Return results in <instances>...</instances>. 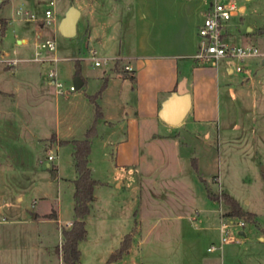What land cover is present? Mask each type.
Returning <instances> with one entry per match:
<instances>
[{"label":"rangeland","instance_id":"rangeland-1","mask_svg":"<svg viewBox=\"0 0 264 264\" xmlns=\"http://www.w3.org/2000/svg\"><path fill=\"white\" fill-rule=\"evenodd\" d=\"M3 1L0 15L9 17V23L0 31V66L7 68L2 75L16 76L9 69L14 63L8 60L27 58L19 64L38 67L43 85L31 90L32 109L11 107L8 114L10 101L2 102L0 109V170L6 171L0 173V264H64L57 248L64 241L62 229L76 217L73 146L52 143L55 134L40 141L35 133L45 136L59 126L63 135L73 129L81 135L83 126H90L93 105L85 92L100 88L102 75L114 71L120 45L128 48L135 41L139 32L135 5L145 0H95L102 23L92 37L85 14L73 36L63 35L57 26L68 4L84 8L90 0H54L55 5L51 0ZM182 1L189 0H179V6ZM219 1L237 6L227 21L230 40L254 43L262 54L244 60L200 58L193 75L207 116L204 122L193 121V114L181 125L158 120L140 139L126 143L121 141L123 127L98 120L91 166L99 182L94 206L85 218L88 233L79 244L80 264H107L127 233H132L129 250L114 264H264V0ZM146 2L162 9L174 7L173 0ZM21 5L28 13L16 12ZM48 7L57 16L51 22ZM115 15L123 27H114ZM37 26L43 29L42 39L56 42V49L44 56L60 58L59 79L67 86L73 83L79 60L87 78L83 87L58 95L48 77L50 65L28 61L40 39ZM23 36L29 39L25 44L18 42ZM94 45L102 65L90 58ZM237 64L242 71L236 70ZM228 66L235 70L228 72ZM49 152L55 159L48 158ZM135 162H140L138 168L123 165ZM209 191L231 194L252 219L228 216L226 202L211 198ZM53 210L57 218L47 216ZM223 220L229 222L230 239L209 251L221 241Z\"/></svg>","mask_w":264,"mask_h":264},{"label":"crops","instance_id":"crops-1","mask_svg":"<svg viewBox=\"0 0 264 264\" xmlns=\"http://www.w3.org/2000/svg\"><path fill=\"white\" fill-rule=\"evenodd\" d=\"M178 1L179 0H173L174 7L169 6L167 9H162L159 6L152 7L148 5L146 0L143 1L142 5L136 2L133 16L136 17V21L138 22L137 31L139 32L137 33L135 41L131 43L128 48L124 43L120 45L115 57L121 58L123 64H132L135 78L132 79L128 76H124L115 69L112 72L110 71L102 75L101 85L106 78L108 82L106 88L97 98V102L102 106L103 110V117L101 120L111 127H123L124 138L121 140L123 142L127 143L140 139L145 129H150L151 131L152 128L158 124V120H163L160 116V112L166 101L177 90L178 84L182 81L190 94L191 107L184 119L180 123L173 125L185 123L189 114H193V121L195 122H204L207 118L203 110V105L198 99L194 73L199 70L201 62L200 58L196 56L200 41L198 28L203 20V10L209 5V2H205L204 0H189L187 2L182 1L184 3L181 4L182 6H179ZM94 3L95 0H90V3L84 8L78 7L81 11L79 20L83 14H85L89 23L86 29L91 37L93 36V29H97L102 23L98 21V11ZM71 5L73 4H68L62 12L57 23L58 27ZM0 16L7 17L4 15ZM29 18L31 17H27V19ZM113 18V23L115 22L114 27L116 29L123 27L120 16L115 15ZM56 19L57 16H55L54 20ZM40 25L43 26V22L40 23ZM248 29H252V27L249 26ZM35 30L39 38L42 39L43 29L37 26ZM261 32H264V30H261ZM28 41L29 39L27 36L18 38V42L22 44ZM95 43L97 45V43L100 42L97 40ZM96 45H94L93 48L97 49ZM206 58L204 57L201 59L204 60ZM24 60H27V58H20L17 60L18 63H14L12 67H9L16 76H3L2 73H4L7 68L0 66V78L3 76V81H5L3 83L0 82V109L3 108L2 102L10 101L11 104L6 106L9 112L8 114L13 111L11 107L18 111L32 109L31 103L33 100L31 90L43 85L38 75V67H35L30 62L22 64L21 67L19 62ZM28 61H33V59ZM39 62H42L43 65L46 63L49 65L51 64L50 61ZM227 70L228 72L234 71L232 70V66H228ZM190 73L192 74L191 77L188 76ZM79 75L84 80L81 86L83 87L87 82V78L83 74ZM50 84L56 94H61L57 92L51 80ZM124 89L127 91L126 95L123 93L125 91ZM95 92H85L86 98L93 105V117L95 105L89 98V95ZM14 113L18 118L20 117L19 112L17 113L14 111ZM57 116L60 121L61 115L59 105L57 106ZM163 121L166 122L165 120ZM18 122V125L21 126L22 124H20V121ZM145 126L149 128H145ZM87 128L88 126H83L81 135L84 133L85 136ZM58 129L59 126L53 128L51 132L45 136H38V134L35 133V137L40 141L43 139L47 141L50 140L52 134H55L56 136L55 139L52 140V143L57 142L60 144V139H77L81 136L80 134H76V130L74 129V132H69L66 135H63ZM72 146L74 151L73 143ZM139 164L140 162H135L123 165L125 168L134 166V169L138 168ZM5 172V170H0L2 174ZM77 176L78 171L75 179ZM98 182L99 180L97 179V184ZM97 184L95 185V190ZM18 198H22V195ZM95 200L96 194L94 199L90 202V211L94 206Z\"/></svg>","mask_w":264,"mask_h":264},{"label":"trees","instance_id":"trees-1","mask_svg":"<svg viewBox=\"0 0 264 264\" xmlns=\"http://www.w3.org/2000/svg\"><path fill=\"white\" fill-rule=\"evenodd\" d=\"M4 1L0 0V6ZM9 23L7 17L0 16V31L3 33ZM114 69L117 72L122 73L124 76H128L132 79L135 78L133 71L123 67L121 64V58H116ZM76 74H81V62L78 60L76 62ZM107 78L104 80L100 89L93 94L89 95V98L95 105L94 117L85 132L83 138L77 139H60V144L71 142L74 144L73 155L75 158V166L78 171V176L75 179V219L72 221V224L69 227H64L62 229L64 241L61 245V248H57L58 252L62 253V258L64 264H80L81 258V249L80 241L87 237V227H86V216L90 212V202L94 199L95 196V185L97 184V179L93 176L92 167L90 165V154L92 151V139L97 133V122L100 118L103 117L102 106L97 102V98L102 93V91L107 86ZM193 165L197 166V159H193ZM56 168L53 167L52 170ZM211 198H217L224 200L229 207L227 211L228 216H241L246 217L247 219H252L253 214L245 212L237 199L229 193H212L209 191ZM47 216H55L57 218V212L51 211L47 213ZM132 240V233L125 234L120 247L111 254V257L108 262L113 261L114 259L121 257L125 252L129 250V246Z\"/></svg>","mask_w":264,"mask_h":264},{"label":"built area","instance_id":"built-area-1","mask_svg":"<svg viewBox=\"0 0 264 264\" xmlns=\"http://www.w3.org/2000/svg\"><path fill=\"white\" fill-rule=\"evenodd\" d=\"M52 5H55V1L51 0ZM23 12L28 13V10L24 9L21 5L17 9L18 14ZM46 17L49 22L55 19V15L52 7L46 9ZM237 13V6L234 2H224L219 0H212L209 5L203 10V20L198 28L199 34V49L196 54L198 58L212 57L220 59L223 57H232L238 60H244L250 56L261 55L262 51L254 43H237L233 40H230L229 31L227 28V21ZM264 38V37H263ZM56 49V42L51 38H46L38 40L35 45V51L32 54L33 60L37 61H50L51 64L48 70V77L51 82L55 85L58 93L66 92L68 90H76L77 87L73 81L69 86L65 85L58 76L57 62L59 61L58 56L47 57L44 56L46 51H52ZM91 59L94 60L95 65H102L103 61L101 57L97 54V49L91 48ZM3 60H7L2 58ZM18 59L8 60L12 63H15ZM104 62H107V59H104ZM125 68L129 71H133L134 67L130 63L125 64ZM232 70H235L232 67ZM237 71H242L243 66L237 64ZM56 155L52 152H49L48 158L53 160ZM241 225H244V221L239 222ZM67 224L71 225L72 221H68ZM222 237L219 244H212L208 247L209 251H213L222 247V245L227 242L229 237V222L224 221L221 224Z\"/></svg>","mask_w":264,"mask_h":264},{"label":"water","instance_id":"water-1","mask_svg":"<svg viewBox=\"0 0 264 264\" xmlns=\"http://www.w3.org/2000/svg\"><path fill=\"white\" fill-rule=\"evenodd\" d=\"M80 9L75 5H71L65 16L62 18L59 29L65 36H73L77 33V23L80 17ZM76 87L79 89L83 85V78L76 74L73 78ZM191 107V97L189 92L184 86V82L178 84L177 90L166 101L163 109L160 112V116L163 120L171 124L180 123ZM57 173L53 171V177L55 178ZM107 264H114L113 261Z\"/></svg>","mask_w":264,"mask_h":264}]
</instances>
